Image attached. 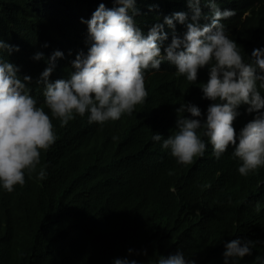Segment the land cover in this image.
Listing matches in <instances>:
<instances>
[{"label": "trees", "instance_id": "1", "mask_svg": "<svg viewBox=\"0 0 264 264\" xmlns=\"http://www.w3.org/2000/svg\"><path fill=\"white\" fill-rule=\"evenodd\" d=\"M213 2L221 11L236 12L221 23L249 62L253 49L264 48V0ZM100 3L115 6L113 0H0V39L19 48L5 52L4 59L18 66L21 78H32L31 95L50 116L43 86L36 81L57 50L63 57L55 61L49 79H66L61 74L67 64L71 67L78 52H87V24L81 19H90ZM136 3L133 18L139 24L158 22L168 10L187 13L189 21L192 15L186 0ZM200 8L198 23H210L205 0ZM185 31L179 23L176 34ZM37 52L43 59H33ZM207 79V67L191 83L164 61L159 70L146 71L149 95L131 115L98 124L89 123L86 113L64 127L53 117L57 138L42 152L41 165L31 174L26 171L25 184L13 192L0 186V264H113L116 258L156 264L160 256L178 250L195 264H225L224 246L238 238L258 243L250 255L228 264H264V166L241 176L234 148L216 159L206 137L203 157L184 165L162 141L151 139L176 131V119L183 115L176 109L182 103L206 115L211 101L203 98L200 86ZM247 107L237 109V134L257 115ZM45 164L47 176L40 180Z\"/></svg>", "mask_w": 264, "mask_h": 264}, {"label": "clouds", "instance_id": "2", "mask_svg": "<svg viewBox=\"0 0 264 264\" xmlns=\"http://www.w3.org/2000/svg\"><path fill=\"white\" fill-rule=\"evenodd\" d=\"M113 3L112 8L100 3L90 19H81L87 24L88 48L71 61L74 70L67 64V71L61 74L66 79H49L55 61L63 53L57 50L48 58L36 84L43 86L44 105L51 116L44 107L37 106L31 95L32 78H21L18 66L4 59L5 52L19 51L18 46L0 39V186L13 192L16 185L25 184L26 171L31 174L41 165L42 152L57 138L53 117L64 127L75 115L83 117L86 113L89 123L98 124L131 115L149 95L146 71L159 70L164 61L174 65L177 75L185 76L191 83L197 81L198 71L207 67L208 79L200 89L203 98L211 103L203 117L199 107L180 104L176 113L183 115L176 119V131L167 138L152 134L151 139L162 141V147L184 165L203 157L207 144L202 137H206L216 159L230 146L234 148L232 155L242 162L238 167L241 176L264 166V95L260 91L264 89V48L253 49L249 62H245L240 47L225 34L221 23L236 12L221 11L213 0H205L211 8V21L201 25V0H186L192 12L190 21L187 13L168 10L158 22L139 24L133 18L138 13L136 0ZM179 23L186 28L182 36L176 34ZM33 59H43V53L37 52ZM242 104L248 106V113L257 115L237 134L233 125ZM185 112L190 116L186 117ZM46 167H40V180L47 176ZM256 243L239 238L226 243L225 264L250 255ZM128 251L131 254L133 250ZM113 264L137 261L116 258ZM156 264L195 262L178 250L167 257L160 256Z\"/></svg>", "mask_w": 264, "mask_h": 264}, {"label": "bare ground", "instance_id": "3", "mask_svg": "<svg viewBox=\"0 0 264 264\" xmlns=\"http://www.w3.org/2000/svg\"><path fill=\"white\" fill-rule=\"evenodd\" d=\"M150 11H152L151 9H150ZM37 16V15H36ZM171 15H170V12H169V15H168V17H170ZM27 20V19H26ZM163 52V51H162Z\"/></svg>", "mask_w": 264, "mask_h": 264}]
</instances>
